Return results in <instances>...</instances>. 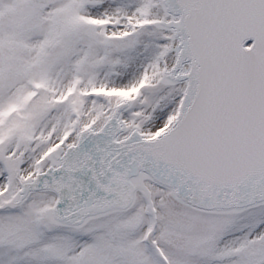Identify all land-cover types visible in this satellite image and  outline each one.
<instances>
[{"label":"snow or ice","instance_id":"obj_1","mask_svg":"<svg viewBox=\"0 0 264 264\" xmlns=\"http://www.w3.org/2000/svg\"><path fill=\"white\" fill-rule=\"evenodd\" d=\"M0 264H264V0H0Z\"/></svg>","mask_w":264,"mask_h":264}]
</instances>
